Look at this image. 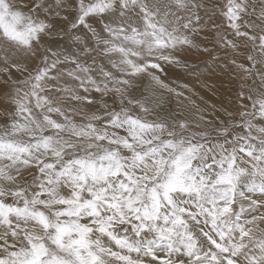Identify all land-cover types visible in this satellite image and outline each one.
<instances>
[{
    "label": "snow or ice",
    "instance_id": "obj_1",
    "mask_svg": "<svg viewBox=\"0 0 264 264\" xmlns=\"http://www.w3.org/2000/svg\"><path fill=\"white\" fill-rule=\"evenodd\" d=\"M0 264H264V0H0Z\"/></svg>",
    "mask_w": 264,
    "mask_h": 264
},
{
    "label": "rangeland",
    "instance_id": "obj_2",
    "mask_svg": "<svg viewBox=\"0 0 264 264\" xmlns=\"http://www.w3.org/2000/svg\"><path fill=\"white\" fill-rule=\"evenodd\" d=\"M171 70L170 71H168L169 72V79L170 80H172V81H176L177 83H183V82H185L186 80H189L190 79V77H187V76H185V74L180 70V69H178V68H170ZM171 71H173L172 73H171ZM177 73L179 74V75H184V78L183 79H181L180 80V78L179 77H177ZM171 74V75H170ZM174 74V75H173ZM200 94L204 97V99H205V101H209L206 97L208 96V95H206L207 94V91L206 90H200ZM213 96H215V95H213ZM219 96V95H218ZM217 102V101H216ZM197 103H200V101H199V99H197ZM219 104H220V102H219Z\"/></svg>",
    "mask_w": 264,
    "mask_h": 264
},
{
    "label": "bare ground",
    "instance_id": "obj_3",
    "mask_svg": "<svg viewBox=\"0 0 264 264\" xmlns=\"http://www.w3.org/2000/svg\"><path fill=\"white\" fill-rule=\"evenodd\" d=\"M171 69H168V71H170ZM173 71H171V73H172ZM171 75V74H170ZM174 75V74H173ZM177 77H179L180 78V80L181 79H183L184 78V75L182 74V75H179L178 73H177ZM207 91V90H206ZM206 95H208L206 98L209 100L208 102L209 103H214V104H217V106H219V102H221V97L220 96H218V95H215V96H213V93H211V92H209V91H207V94ZM217 101V102H216Z\"/></svg>",
    "mask_w": 264,
    "mask_h": 264
}]
</instances>
